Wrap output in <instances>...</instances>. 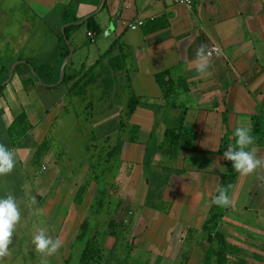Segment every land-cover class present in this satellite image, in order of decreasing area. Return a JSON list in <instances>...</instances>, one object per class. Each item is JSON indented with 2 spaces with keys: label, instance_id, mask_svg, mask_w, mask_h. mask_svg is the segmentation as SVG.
Masks as SVG:
<instances>
[{
  "label": "crops",
  "instance_id": "crops-1",
  "mask_svg": "<svg viewBox=\"0 0 264 264\" xmlns=\"http://www.w3.org/2000/svg\"><path fill=\"white\" fill-rule=\"evenodd\" d=\"M70 2L0 0V37L6 34L9 41L21 42L23 25L50 24L49 20L56 16L61 26V13ZM75 11H79V17ZM74 15L77 19L94 15L99 29L98 35L86 30L85 44L72 46L73 53L63 75H74V78L63 84H43L40 80L34 81L36 76L32 74L22 75L26 70L15 69L17 65L5 80L0 100V109L4 110L0 126L3 118L25 112L30 130L13 148L4 129L0 130V144L16 153L15 168L4 180L9 186H16L19 194L23 185L15 183L16 176H21L24 183L31 186L32 195L43 209L39 218L51 220L48 234L62 241L60 250L66 249L68 256L86 217V211L81 213L85 202L83 200L80 206L66 204L62 208L57 203L62 199L60 195L70 200L71 193L64 192L63 181L57 179V166L46 156L44 172H38L31 168L32 157L53 131V123L70 99L78 98L79 103L89 107L91 128L95 129L92 135L101 142L121 134L127 108L128 123L153 130L159 137L157 145L168 142V146L175 147L171 156L163 155L150 163L155 169L162 167L168 171L155 199L157 204H165L166 211H159L157 205L146 206L150 188L146 180V144L133 140L119 143L121 188L116 199L126 208L124 211L135 218V225L123 232L130 235L129 242H124L129 247L128 258L133 259L129 263L145 264V258L147 262L151 258L154 263L187 259L186 264H201L205 247L200 240V236L205 235L201 227L227 169L228 160L218 152L220 141L241 125H248L252 130V117L264 100V0H194L192 7L176 5L172 0H103V3L102 0H78ZM160 17L164 18L166 27L143 34L147 23ZM15 18H19L16 23ZM138 21H142L141 26L135 30L128 28ZM87 33L93 37H88ZM48 38L52 42L60 41L53 33H49ZM71 39L69 33L68 42H72ZM201 44L218 48V53L210 58V74L205 76H200L193 64ZM75 56L74 69L71 64ZM30 63L36 68L35 63ZM156 74L160 75L157 80ZM32 92L41 105L38 110L30 98ZM136 101L143 102L140 105L145 104V108L136 106ZM262 111L264 113V102ZM103 113L113 124L110 133H97L98 115ZM172 113L178 115L177 120L169 116ZM176 122L178 126L174 127ZM183 132H191L195 141L192 147L175 146L178 141L173 139ZM256 146L258 156H264V132L256 140ZM234 192H237L236 200ZM229 197L233 198L239 217L256 218L259 223H254L253 227L264 229V169L248 176L237 173ZM54 219L61 224L57 229ZM37 222L34 218L27 222L28 226L18 225L13 242L24 239L31 243L36 228L40 227ZM246 227L243 236L247 242L243 246L253 247L252 264H261L257 250L264 251V243L256 234L251 241L250 229ZM13 244L10 249L15 247ZM239 260L249 264L247 259Z\"/></svg>",
  "mask_w": 264,
  "mask_h": 264
},
{
  "label": "rangeland",
  "instance_id": "rangeland-1",
  "mask_svg": "<svg viewBox=\"0 0 264 264\" xmlns=\"http://www.w3.org/2000/svg\"><path fill=\"white\" fill-rule=\"evenodd\" d=\"M75 14L79 17V11H75ZM17 19H14L15 23ZM49 21L50 24L45 25L38 24L27 27L23 25L20 32L21 42L15 40L9 41L6 38V34H4L6 36L1 35L0 82L8 77L10 67L18 60L35 63L38 70L41 69L40 67H45V83L43 84L58 82L60 68L68 56L66 52L68 49L62 42L63 40L59 42L50 41L48 38L49 33H53L56 36V40H59L61 26L57 24L58 16L51 18ZM11 30L13 31L14 28L12 27ZM7 32H10V29ZM69 33L72 37V42L69 41L71 48L79 43L85 44L87 41L85 26H81ZM5 38L6 40H4ZM17 56L19 58H16ZM76 59L75 56L71 64L74 69L77 66ZM34 95V92L30 93V98L38 110L41 108V105L40 103L38 104V100ZM1 99L2 94L0 96ZM79 101L78 98L70 99V102L62 107V110L53 123V131L47 136L46 154L41 158L37 166H34L32 162L30 163L31 168L38 172H44L43 166H45V157L47 156L57 166L59 176L57 179L63 181L65 185L64 192L69 191L71 193L70 200L66 199L62 194L60 195L62 199L57 203L62 205V208L66 204L73 205L72 197L80 184L84 182L89 183L87 193L84 197V208L81 209V213L86 211V217L83 221L86 227L82 231V236L78 238L68 256L66 249L59 250L55 256L48 258L49 264H130L132 257L130 259L128 258L129 247L124 244L125 241L126 243L129 242L130 235L123 232L126 231V228L135 225V218L133 215H129L127 213L128 211L125 212L124 210L126 208L116 199L121 188V182L118 177L120 174V164L117 156L119 143L123 140H133L146 144L147 154L145 163L148 164L146 180L150 184L146 206L157 205L158 208L165 207L164 203L162 205L157 204L155 199L165 183L168 171L162 167L155 169L150 163L153 159H157L163 155L171 156V151L175 147L168 146V142L165 145H157L159 137L152 132L153 130H145V128L135 127L133 124L128 123L126 121L127 108L124 113L121 134L111 140L108 138L103 142L96 140L92 135L95 129L93 127L91 128L90 109L79 103ZM142 103L135 102L136 106L139 105L145 108V104L140 105ZM104 116V113L98 115L100 123L97 133H110L112 131V122ZM169 116L175 120L178 119V115L176 114L172 113ZM5 119L3 118V120ZM177 122L173 124L174 127L178 126ZM3 129L4 127L1 125L0 130ZM4 133L6 134V131ZM173 140L178 141L175 146L183 148H190L195 143L191 132H183L180 137L178 136V138ZM49 169L50 165L47 170ZM4 178L5 176H3V179H0V198L11 193L20 201L24 197L25 186L31 188L30 185L24 183L25 180L21 176H16L15 183L17 185H23L21 187L22 192L19 194L17 187L9 186ZM233 194L236 200L237 192ZM233 204L232 198V206L227 207L217 227L224 234L227 241L234 245L236 249L230 252L227 264H236L239 258L247 259L249 261L248 263L252 264L253 257L251 254L255 250L253 247L244 248L243 246L244 242H247L245 241V236H243L247 228L246 226L250 229L249 235L251 241L256 238L254 236L256 234L257 237H260L258 240L263 243L264 229L259 230L253 227L254 223H259L256 218L239 217L238 209ZM37 207L40 208L39 203H37ZM34 218H37V225L39 226L49 227L51 225V220L45 217L39 218L30 215L26 205L21 204V223L19 225L28 226L29 223L27 222L33 221ZM59 220L61 221V219ZM56 222L57 219H54L55 228L57 229L61 224L60 222ZM262 223L263 228L264 219H262ZM117 231L120 232L117 233ZM189 236L192 237L191 232H189ZM119 237H123V240H119ZM200 240L205 244L202 253L209 246H214V242L206 235L200 236ZM27 241L24 239H16L13 242L15 243L13 244L15 247L10 249L11 254L5 258L3 264H39L40 257L35 252L34 245ZM251 246L253 245L251 244ZM257 251L260 255L259 262L264 264L263 249ZM150 256L152 257V255ZM186 261L187 259H183L176 263L174 260L169 259L163 263H159L161 261L158 263L186 264ZM158 263H154L151 258L147 262V258H145V264Z\"/></svg>",
  "mask_w": 264,
  "mask_h": 264
},
{
  "label": "clouds",
  "instance_id": "clouds-1",
  "mask_svg": "<svg viewBox=\"0 0 264 264\" xmlns=\"http://www.w3.org/2000/svg\"><path fill=\"white\" fill-rule=\"evenodd\" d=\"M211 56L212 52L207 45L201 44L197 48L193 64L200 76L210 74L208 68L211 64ZM232 136L235 144H230L227 147L223 159L232 162L235 172L241 176H248L258 169H264V156H258L259 149L256 146L251 127L248 125L236 127ZM15 165V150L0 144V176L11 174ZM217 191L218 194L213 198L212 203L223 208L232 206V200L227 189L219 188ZM37 203L29 186H25L24 197L20 201L11 193L0 198V264H3L5 258L11 254L10 246L13 243L17 226L21 223V204L26 205L30 215L39 217L43 215V209L37 207ZM31 243L40 257L39 264H49L48 258L55 256L62 247V241L59 238L53 239L49 236L48 228L45 226L36 228Z\"/></svg>",
  "mask_w": 264,
  "mask_h": 264
},
{
  "label": "trees",
  "instance_id": "trees-1",
  "mask_svg": "<svg viewBox=\"0 0 264 264\" xmlns=\"http://www.w3.org/2000/svg\"><path fill=\"white\" fill-rule=\"evenodd\" d=\"M78 0H71L69 3L67 9H64L61 13V20H62V25L66 24H72L75 22H78L81 19H77L74 15V8L77 4ZM86 26L87 32L90 31L94 33L95 35L99 34V29L94 21V15L90 16L89 19L84 23ZM148 28H146L143 32V34L147 35L151 32L163 29L166 27V23L164 22V18L160 17L157 19H153V21L147 23ZM83 26V25H82ZM79 27L71 25L64 30V34L68 40V35L69 32L72 30H76ZM60 41H62V35L60 36ZM64 43V41H62ZM65 44V43H64ZM67 55L69 54V51L67 50ZM30 63V62H26ZM30 65L34 69L36 73V77L34 78V81L40 80L41 83H45V77L44 73L46 72V68L42 67L41 71L36 69L31 63ZM23 67L26 71L22 75L30 76L31 73L27 66L25 64L18 65L15 69ZM42 73V74H41ZM155 79L160 76L159 74L154 75ZM22 77V76H21ZM71 78H74L73 76H65L63 75L61 84L65 83L66 81L71 80ZM5 78L0 82V96L2 94V91L5 87ZM49 84V83H46ZM264 100L259 104V111L256 115L252 117L253 120V129H252V134L255 137V141L260 139L263 135L264 132V113L262 111V106H263ZM4 114V110L0 109V116ZM222 120L223 123L226 122V117L225 114H222ZM2 125L4 126V131H6L7 136L9 137V143L10 147H14L19 140H21L30 130V125L29 121L27 119V115L25 112H21L16 116L10 115L8 119L2 120ZM233 131L227 133V137H223L220 141V146H219V153L224 154L225 151H227V147L231 144H235V140L232 136ZM47 152V145H46V139H44L39 146L37 147L33 157H32V164L34 166H37L41 160V158L46 154ZM117 154H118V149H117ZM130 167V166H129ZM130 169V168H129ZM129 169L126 171V176H128ZM237 173L232 167V162L228 161L227 162V169L226 173L223 176V180L219 186V188H225L227 189L228 195L230 192V189L232 185L235 182ZM89 183L84 182L78 186L76 189L73 197H72V203L75 206H80L83 203L85 194L87 193ZM218 194V192H217ZM216 194V195H217ZM215 195V196H216ZM214 196V197H215ZM213 201V199H212ZM161 204V202L159 203ZM227 208L219 207L215 204L212 203L209 212H208V217L203 223L201 227V231L209 237L213 242L214 246H209L206 251L204 252V255L201 260V264H227L229 260V254L230 252L236 250L233 246H230L226 239L224 234L218 230V225L221 222L222 216L224 212L226 211ZM166 211V209L159 208V211ZM84 222H82L80 226V234L77 236V239L82 236V231L85 228ZM246 262L244 260H237L236 264H245Z\"/></svg>",
  "mask_w": 264,
  "mask_h": 264
},
{
  "label": "water",
  "instance_id": "water-1",
  "mask_svg": "<svg viewBox=\"0 0 264 264\" xmlns=\"http://www.w3.org/2000/svg\"><path fill=\"white\" fill-rule=\"evenodd\" d=\"M102 3H103V0H102ZM88 19H89V16L84 17L83 19H81L80 21H78V22H76V23L63 25V26L61 27L62 39H63L64 43L66 44L68 50H69V54H68V56L66 57L65 61L63 62L62 66H61V68H60L59 80H58V83H57V84H60V83H61L62 78H63L64 67H65V65L68 63V61L70 60L71 54L73 53L72 48L69 46L68 40H67V38H66V36H65V34H64V30H65V28H67V27H69V26H71V25H74V26H81V25H83ZM19 64H26L27 67L29 68L31 74H32L33 76H36L35 71L33 70V68H32L29 64L24 63L23 61H18V62L14 63V64L10 67V69H9V74H8V79L10 78V76H11V74H12V72H13L15 66H17V65H19ZM6 82H7V81H5V83H6Z\"/></svg>",
  "mask_w": 264,
  "mask_h": 264
},
{
  "label": "built area",
  "instance_id": "built-area-1",
  "mask_svg": "<svg viewBox=\"0 0 264 264\" xmlns=\"http://www.w3.org/2000/svg\"><path fill=\"white\" fill-rule=\"evenodd\" d=\"M172 2L176 5H179V6L192 7L194 0H172ZM141 25H142V21H138L135 25H129L128 28L131 30H135L137 27H139ZM87 36L90 38L93 37V35L91 33H87ZM208 49L212 52V56H214L215 54L218 53L217 47H210Z\"/></svg>",
  "mask_w": 264,
  "mask_h": 264
}]
</instances>
